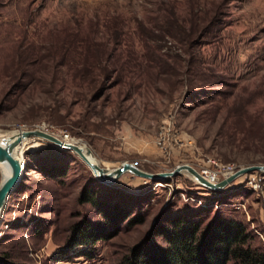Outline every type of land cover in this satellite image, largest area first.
<instances>
[{"label":"rangeland","instance_id":"1","mask_svg":"<svg viewBox=\"0 0 264 264\" xmlns=\"http://www.w3.org/2000/svg\"><path fill=\"white\" fill-rule=\"evenodd\" d=\"M171 10L209 28L193 53L196 73L191 55L179 49L169 54L181 64L174 75L141 66L138 22L155 27ZM114 30L124 34L119 43ZM77 33L115 49L104 90L93 91L56 63L52 48ZM25 57L33 62L23 72ZM36 127L87 146L111 169L128 162L153 174L182 165L201 173L209 160L237 170L264 166V0H0V135ZM31 140L37 143L27 146L23 180L1 216L0 261L120 264L157 224L178 216L205 225L217 217L241 221L264 251L262 172L222 191L185 172L160 182L127 173L108 186L77 154ZM53 167L66 175L51 179ZM91 190L108 208L119 203L143 222L125 223L115 238L98 242L88 251L94 258L78 257L82 249L69 245L73 227L104 222L81 202Z\"/></svg>","mask_w":264,"mask_h":264},{"label":"trees","instance_id":"2","mask_svg":"<svg viewBox=\"0 0 264 264\" xmlns=\"http://www.w3.org/2000/svg\"><path fill=\"white\" fill-rule=\"evenodd\" d=\"M160 19L162 22L152 28L138 22V37L145 46L141 66L149 71L157 69L174 75L181 64L169 54L178 53L179 49L191 55L189 70H195L196 73L199 61L193 53L200 45L199 39L206 37L209 28L207 25L188 24L175 10L167 12ZM121 35L124 34L114 30L112 37L115 43H119ZM67 36L73 38L51 50L57 54L58 67L68 68L74 80L89 84L93 91L107 88L116 69L109 67L115 51L110 48V42L94 41L88 36H80V33ZM164 49L169 52L163 53ZM32 62L26 57L20 59L19 65L23 72ZM48 172L53 180L66 175L58 167ZM81 202L92 205L104 222L95 224L90 219H84L73 227L69 245L74 249H82L78 257L94 258L88 251L98 242L115 238L125 223L135 226L143 222L119 203L108 208L107 202L99 199L93 190L86 191ZM0 264L11 263L0 261ZM120 264H264V251L253 246V236L241 221L217 217L205 225L193 217L178 216L167 224H157Z\"/></svg>","mask_w":264,"mask_h":264},{"label":"water","instance_id":"3","mask_svg":"<svg viewBox=\"0 0 264 264\" xmlns=\"http://www.w3.org/2000/svg\"><path fill=\"white\" fill-rule=\"evenodd\" d=\"M34 138L42 139L61 150L70 151L77 154L89 166L98 181L108 186L116 185L118 180L127 173L143 179L160 182L178 177L185 172L188 173L195 182L204 188H207L211 191H222L243 176L250 175L255 172H262L264 174V166L244 167L240 168L236 173L221 181L220 183L211 184L196 169L189 165L179 166L173 172L159 174L145 172L138 168L135 164L128 162L123 163L121 166L115 169H111L92 162L91 157L95 158L93 152L85 145L84 148L79 142L76 144L66 142L61 137L55 136L42 129L22 130L21 133H18L15 136L12 143L7 144L0 141V166L7 165L11 170L10 175L6 177L0 184V224L1 216L6 209L8 200L17 187L21 184L26 171L25 161L15 156V149L17 145L23 140Z\"/></svg>","mask_w":264,"mask_h":264},{"label":"built area","instance_id":"4","mask_svg":"<svg viewBox=\"0 0 264 264\" xmlns=\"http://www.w3.org/2000/svg\"><path fill=\"white\" fill-rule=\"evenodd\" d=\"M36 129H42V127H36ZM59 137L64 139L66 142H69L70 138L68 136L65 135L63 137L62 136ZM208 162H209V166L204 168L200 174L211 184H218L222 180L227 179L228 177H230L231 175H233L238 171L235 166H221L213 160H209Z\"/></svg>","mask_w":264,"mask_h":264},{"label":"bare ground","instance_id":"5","mask_svg":"<svg viewBox=\"0 0 264 264\" xmlns=\"http://www.w3.org/2000/svg\"><path fill=\"white\" fill-rule=\"evenodd\" d=\"M18 133H21V131L1 133V135H0V141L2 143H7V144L12 143L13 140H14V138H15V136ZM40 140H42V139H40ZM31 142L37 143L36 140L25 139L20 144H18L17 147H16V149H15V153H14L15 156H17L19 159L23 160L25 154H27V153L30 152V151H26V149H27V146H29L28 144H30ZM82 146L85 148L84 145H82ZM91 161L94 162V163L100 164L94 157H91ZM0 169H1V173H2L3 180H4L6 177H8L10 175L11 170H10L9 166H7V165H1L0 166Z\"/></svg>","mask_w":264,"mask_h":264}]
</instances>
